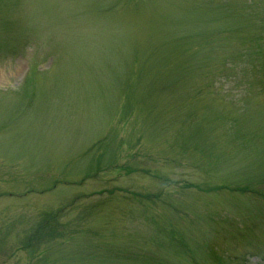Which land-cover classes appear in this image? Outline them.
<instances>
[{"label": "rangeland", "instance_id": "obj_1", "mask_svg": "<svg viewBox=\"0 0 264 264\" xmlns=\"http://www.w3.org/2000/svg\"><path fill=\"white\" fill-rule=\"evenodd\" d=\"M0 264H264V0H0Z\"/></svg>", "mask_w": 264, "mask_h": 264}]
</instances>
